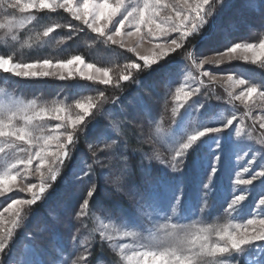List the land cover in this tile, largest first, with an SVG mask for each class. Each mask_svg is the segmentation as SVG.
<instances>
[{
	"label": "trees",
	"instance_id": "1",
	"mask_svg": "<svg viewBox=\"0 0 264 264\" xmlns=\"http://www.w3.org/2000/svg\"><path fill=\"white\" fill-rule=\"evenodd\" d=\"M8 3L4 0L3 5H0V55L10 57L15 63H37L43 60L64 62L79 55L85 62L107 69L114 75L127 72L128 66L132 64L138 63L140 68L144 67L130 51L93 33L64 10L21 12L17 8H8ZM219 12V16H214L207 24L204 32L192 37L187 46L162 59L161 63L173 60V67L178 69L168 88L157 85L155 77L150 75V69L158 67L156 65L148 67L140 79L137 78L139 72L132 71L137 74L134 73L117 86L78 78L26 79L0 70V95L12 102L27 105L34 101L39 109L56 105L73 109L78 103L89 100L95 102L88 118L91 125L87 129L94 124L96 129L91 133L87 129L75 133L74 149L65 163L64 173L67 175L73 166L83 169L91 165V174L77 180L67 189V194L65 185L61 184L62 178L58 179L41 200L25 209L28 220L22 228L25 239H22L21 244L32 246L41 254L45 264H52L60 246L65 247L62 258L69 260V264H88L89 261L91 264H123L119 255L106 245L97 232L94 216H128L134 211L136 202L128 199L123 191H118L111 183L125 164L141 193L146 192L156 180H170L172 172L166 165L170 154L158 144L155 137L174 127V89L182 81L184 63L181 60L186 62L194 57L221 53L236 43L259 44L264 40V27L260 26L256 16L245 10L241 0H233L231 7ZM232 18H238L240 26L225 40L219 29ZM209 24H212L211 28ZM48 28L53 31L44 36ZM206 48L208 50L203 51ZM101 51H106L109 56L95 55ZM225 72L239 76L249 85L255 84L264 91V61L257 65H232ZM141 97L147 103L150 116L138 107L137 101ZM125 115L133 119L123 121ZM117 121L123 123L117 127ZM104 129L113 131L116 139L111 142L107 138L97 140L98 132ZM202 152L205 153L206 149H202ZM94 161L100 163L94 164ZM189 163V172L197 175L194 173L197 169L193 166V151ZM89 183H94V191L92 196L86 197ZM52 192L56 194L46 199ZM12 198L14 196L0 199V212ZM68 198H71L72 207L65 212L58 202ZM82 198L88 200L89 207L82 208L78 203ZM98 206L117 212H101ZM77 212L80 215L77 216ZM57 213L60 214L59 218H56ZM101 240L104 242L102 250ZM69 252L74 253L70 258ZM239 264L245 262L240 260Z\"/></svg>",
	"mask_w": 264,
	"mask_h": 264
},
{
	"label": "rangeland",
	"instance_id": "2",
	"mask_svg": "<svg viewBox=\"0 0 264 264\" xmlns=\"http://www.w3.org/2000/svg\"><path fill=\"white\" fill-rule=\"evenodd\" d=\"M6 1L9 3L12 2V0ZM22 2H27V0H22ZM82 2L83 0H76L77 5L82 4ZM163 2L168 5L176 4L178 7L185 10L187 8V6L180 3V0H163ZM225 2H227V0H221V3ZM142 3L143 0H125V7H129L130 5H142ZM196 3L197 0H188L189 6L195 5ZM17 9H19V7H17ZM38 10L50 9L40 8L39 5H37L28 12ZM55 10L64 9L56 8ZM165 11L172 14L171 8ZM216 11H220L219 3L216 5L213 13L208 15L207 23L204 27L198 33H194L193 36L183 39L182 41H180L179 34L175 32L149 36L147 35V28H143L140 33L133 36L122 35L116 37L117 43L114 45L121 47V41H123L122 48L134 54L136 59L143 64L144 67L132 68L128 66L127 72L118 73L116 75L108 71L110 83L106 86H117L119 83L127 81L121 79V77L125 75L130 77L136 73L132 71H138L139 73L136 74L137 78L140 79L144 73L146 74L148 67L152 65L158 66V63H161L162 59L182 49L184 46H187L188 41L192 37L204 32L207 24L216 16L214 15ZM189 18L191 19V17ZM116 19H119V16L115 17L111 23L107 21L100 22V26L106 25L105 36L112 33ZM156 22L167 27L163 11L161 15L156 18ZM177 23H179V21H177ZM121 31L122 33H127L128 31L134 32L135 29L126 24L125 28ZM173 38H176L182 44L180 48H175L174 51L172 50L174 46L170 43ZM157 44L165 46L163 51L167 53L166 55L160 56L161 49L157 48ZM206 50L208 49L206 48L203 51ZM95 55L105 58L109 56L106 54V51H101ZM153 56H160L158 63L145 65L144 60L141 59V57L151 58ZM256 56H259V58H256ZM256 56H254L253 52L245 51L243 48H240L235 52L226 50L208 56L194 57L193 59H188L186 62L184 59L181 60V62L184 63L182 81L174 89L173 114L176 119L173 125L174 127L171 131L164 132L155 137L158 144L164 147L170 154L166 165L170 167L175 153L180 151L182 143L186 142L187 136L193 132L203 127L212 126L222 127V132L205 133V136L201 137L196 142V145H199L201 141L209 140V144L205 146L204 167L195 168L197 170L194 173L197 175H194L193 172H189V158L193 151L192 149L184 150L181 156L175 157L174 162L177 163L178 170L171 171V178L166 182L171 184L183 183L184 194L180 199V203L176 204L173 210L156 212L149 210L141 213L138 212L135 207L130 215L122 216L126 218L127 223H125V220L122 219L121 216H102L99 214L94 216L97 232L106 245L119 255L123 264H134V262H130L127 257L132 256L134 253L148 250L146 246H152V238L162 237L166 231L170 230V226L173 223L180 224L184 228L190 229L193 234H196L197 229L208 227L209 225L214 229L227 227L230 232L239 231L241 233L248 232L249 234H251L254 229L260 227L259 224L249 225L247 219H242L237 211H229L227 207H225L229 203L231 192L234 191L243 194L245 189H251V194L246 195L244 201H239L237 204L232 205V208L238 210L243 206L246 209L245 214H247V211L252 210L253 214L248 216V219L259 220L264 218V205H260L257 201V197L264 194V187H259V185L264 183V177H258L253 180L252 185H237L235 183L236 179L243 180L251 178L254 172H259L264 169V127L261 126L264 124V99L260 96L261 90L259 88V91L253 94L251 99H235L237 95L246 91L251 85H249L247 81H245L244 84H240L239 81L243 78L226 74L225 72L228 67L232 65H257L262 63L264 61V55H260L259 47L256 49ZM254 59L255 63L253 62ZM213 60H215L216 63L210 62ZM82 61V63H73L69 68H59L55 66L44 68L39 66L41 62L32 63L37 64V67L33 68L32 71L38 73L48 71L50 73L47 77H36L33 79L56 78L57 80H64L78 78L101 84L100 80L103 76L102 72L96 71L98 67L93 65L92 68H88L87 65L89 63L85 62L84 59H82ZM201 61L207 62L201 64L198 68L197 64H200ZM52 63L55 65L60 62ZM14 64L17 63L11 60L9 67L11 68ZM0 70L3 71L2 69ZM205 72H208L207 76L204 75ZM61 76H63L64 79H60ZM88 77L92 79H88ZM178 89L181 93L179 97L177 96ZM184 93H190V95L185 96ZM9 103L23 105L20 102H12L5 96L0 95V104ZM82 104H91L93 107L88 108L87 112L82 111L76 106L73 109H64L58 105L43 108L46 110L44 117L32 121V126L39 129L37 135L60 136L61 140L66 142V135L71 132L74 140V135L78 130L82 132L91 125L88 118L91 115V110L95 106V102L89 100ZM97 105L98 107L101 106L100 103ZM55 108L64 109L63 112L59 113V120L55 118L57 115L53 111ZM210 109H212V113ZM79 116L84 117L83 123H77L73 127L71 121L78 119ZM233 117H235L233 119V124L224 127L226 121ZM14 123L17 126H22L24 122L18 119ZM233 129L239 132V135H237ZM229 133L232 134L233 140L243 141V145L233 153H229L228 151L223 152L219 159L213 161L214 154L220 151V148L212 144L211 138L223 137ZM223 143L224 141L221 140L220 145L222 146ZM56 144L57 141H52L51 144H44L43 140L32 141L31 144L17 141L16 145H20L26 149V151H21L20 148L15 145L9 147L6 138H0V146L4 147V152L0 153V175L8 174L16 176L15 181L4 185V192L0 195V199H6L9 196H14V198L21 200L30 199L32 192L28 191V186L32 184L36 185L33 191L39 193L42 181L41 172L45 173L43 180L45 183H48L47 168L51 163V157L45 160V167L41 169L40 162L35 158L34 153L41 151V146L49 152H56ZM74 145L67 146L69 149V156L72 149H74ZM69 156L65 157L64 163L59 165L57 180L66 175L64 174L65 163ZM29 158L32 159L31 165H27V160ZM181 161H183L182 164L180 163ZM13 163H16V168H10V165ZM212 163L215 164L217 169L216 174L209 177V183L207 185V187H212V194L206 198L205 202H202L200 199V182L207 175L206 166ZM56 181L48 184V187L45 192L41 194L39 200L43 198ZM168 203V199L165 198L162 202V207L167 209ZM253 203H255L254 210L252 208ZM29 206L31 205L20 204L7 212L3 211V209L0 212V235L6 237L4 241L6 244L5 251L4 253H0V260L3 261V264H23L24 260L34 258L32 253L35 249L30 245L21 244L22 239H25V233L22 231V228L24 223L28 220L25 209ZM129 224L137 225V227H130L128 226ZM237 225L240 227L237 228ZM9 232L11 233L10 236L8 235ZM125 232H132L134 234L125 235ZM210 242L213 244L223 243L214 233L210 237ZM253 246L254 245H246L244 247L251 248ZM121 249H123V254H121ZM10 252L11 255L9 254ZM224 256H227V254H224ZM224 256L217 254L215 258H205L204 264H215V261L224 259ZM35 258H41V254ZM262 258H264V252L258 251L245 259H241V261L245 262V264H258L259 260Z\"/></svg>",
	"mask_w": 264,
	"mask_h": 264
},
{
	"label": "snow or ice",
	"instance_id": "3",
	"mask_svg": "<svg viewBox=\"0 0 264 264\" xmlns=\"http://www.w3.org/2000/svg\"><path fill=\"white\" fill-rule=\"evenodd\" d=\"M4 0H0V5H3ZM180 3L187 6L186 10L178 7L176 4L168 5L163 2V0H143L142 5L129 6L125 7V0H83L82 4L77 5L76 0H27V2H22V0H12V2L7 4L8 8H17L19 7L21 12H28L29 10L35 8L39 5L40 8H47L52 11H55L56 8H62L66 12L70 13L72 18L81 21L87 28L91 29L93 33L104 37L106 41L116 44V37L122 35L133 36L141 32L143 28H147V35L156 36L162 33H178L180 36V41L188 37L193 36L194 33H198L204 25L207 23L208 15L213 13V10L216 8V5L220 4V11H223L224 8L232 6L233 0H227L225 3H221V0H197L195 5L188 4V0H180ZM245 10L251 15H254L258 18V22L261 27H264V0H241ZM171 8L172 14H169L167 9ZM206 9V10H205ZM164 12L165 21L167 22V27L163 26L161 23L156 22V18L161 15V12ZM220 12L216 11L214 15L219 16ZM119 16V19H116L115 25L113 26L112 33L105 36V27L100 26L101 21H107L111 23L112 20ZM191 17V19L189 18ZM179 21V23H177ZM215 21H213V24ZM134 27L135 31H128L127 33H122V29L125 28V25ZM240 26V21L238 18H232L227 21L222 27H220V33L223 39L227 40L232 32ZM251 27V25H249ZM71 27V26H70ZM209 28L212 27V24L208 25ZM52 28H48L44 31L43 35L48 36L52 32ZM204 37L202 36L201 39ZM15 39V37H13ZM176 38L171 40V45L173 51L175 48H180L182 46L181 42ZM121 47H123V41H121ZM164 45L157 44V48L161 49L160 56H164L167 53L163 51ZM259 47L260 55H264V41H261L259 45L255 43L240 44L236 43L235 46H230L229 51L235 52L237 49L243 48L245 51H251L256 56V49ZM203 55V54H202ZM160 56L141 57L144 60L145 65H152L159 62ZM259 58V56H256ZM82 63V57L79 55L73 56L70 60L66 62H60L59 64L53 65L49 60H43L39 66L44 68L49 67H59V68H69L73 63ZM207 61H201L200 64H197L199 68L201 64ZM216 63L215 60L210 61ZM255 63V59L253 61ZM11 64L10 57L5 55H0V69L3 72H11L15 77L21 78H36V77H47L49 76L48 71L35 72L32 71L33 68L37 67V64L24 63V64H14L10 68ZM174 61L168 60L163 63H158V67H152L150 69V75L155 77V83L161 87L168 88L171 87L173 79L177 74L178 69L173 67ZM128 65H126L127 67ZM88 68H92V64L87 65ZM132 68H140L138 63L130 65ZM98 72H102L103 78L100 80L101 84H109L110 80L108 79L109 72L107 69H96ZM205 76L208 75V72L204 73ZM60 79H64L63 76ZM88 79H92L88 77ZM121 79L128 80V76H122ZM240 84H244L245 80H240ZM259 89L255 84L249 86L246 91L237 95L235 99L240 100L242 98L251 99L253 94L257 93ZM180 90H177V96H180ZM102 95V93H101ZM185 96H189L190 93H184ZM260 96L264 99V91H260ZM138 107L145 114L150 116V112L147 107V103L144 101L143 97L137 101ZM77 108L81 109L84 112L88 111V108L93 107L91 104H82L78 103ZM53 111L57 114L56 119H60L59 113L63 112V108H55ZM46 114V110L39 109L33 101L31 104L27 105H18L15 103L9 104H0V138H6V141L9 147L15 145L19 147L21 151H26L20 145H16L17 141L24 142L25 144H31L32 141L43 140L44 144H51L52 141H57L56 152H49L47 149L41 146V151L34 153L35 158L40 162V168L45 167V160L51 157V163L47 168L48 174V183H45L43 177L44 172H41V186L39 193L34 192L33 189L36 187L35 184L28 186V191L32 192L30 199H17L12 198L11 202L8 203L7 207H4L3 211L7 212L10 209L16 208L20 204L35 205L40 199L41 194H43L48 187V184L57 180V173L59 170V165L64 163L65 157L69 156L68 145H74L73 134L69 132L66 135V142L61 140L60 136H40L37 135L39 129L35 126H32V121L37 118H43ZM90 114V113H89ZM232 119H228L224 124V127L233 124ZM23 120L22 126H17L14 122L16 120ZM133 119L125 115L123 121H129ZM84 117L79 116L78 119L72 120L71 124L74 127L77 123H83ZM123 121H117V127L120 126ZM264 127V124L261 125ZM96 129L94 124L92 128L87 129L91 133ZM236 132L235 129H233ZM222 132V127L212 126V127H203L198 131L193 132L187 136L186 142L182 143L180 151L175 153L173 157V162L170 164L171 171H177L178 165L175 161V157L181 156L182 152L187 149L193 150V166L194 167H204V153L202 149H205V146L209 144V140L201 141L199 145H196V142L203 136L205 133H220ZM239 135V132H236ZM107 138L109 142L116 139V136L113 131L109 129H104L98 132L97 140ZM223 140L224 143L221 146L220 141ZM211 142L214 146L220 148V151L216 152L213 156V161L219 159L220 155L228 151L233 153L236 149L241 148L243 141H235L232 139V134L229 133L223 137H212ZM195 145V146H194ZM246 150V149H245ZM4 152V147L0 146V153ZM94 164L100 163V161H94ZM163 163V161H161ZM181 164L183 161L180 162ZM32 164V159L27 160V165ZM10 168H16V163L10 165ZM216 166L214 163L208 164L206 166L207 175L200 182V199L202 202L206 201V198L212 194V187H207L209 183V177H212L216 174ZM86 174H91V165L88 168L80 169L77 166H73L69 169L67 175L61 179V184L65 185V194H67V189L79 180L82 176ZM105 174V178H106ZM133 174L129 171L128 166L125 164L121 169L119 174L115 176L111 183L117 187L118 191H123L124 195L128 199L134 200L136 202V208L138 212L145 211H171L174 209L176 204L180 203V199L184 194V185L183 183L171 184L165 182L162 179L156 180L150 184L148 190L144 193H141L138 190L136 184L132 181L131 176ZM258 177H264V169L259 172H254L251 178L248 179H236L235 183L237 185H252L253 180ZM16 180L14 175H0V195L4 192V185L10 184L12 181ZM59 187V186H58ZM259 187H264V183L259 185ZM88 189L85 193L86 197H90L94 191V183L88 184ZM55 192L49 193V196L46 199H50ZM251 194V189H245L243 194L237 192H231L229 196V203L225 206L229 211H237L242 219H247L249 225L259 224L258 229H254L251 234L248 232H230L227 227L223 228H213L211 225L208 227H201L196 230V234H193L190 229L184 228L180 224L173 223L170 226V230L166 231L162 237H153V244L151 247H147L148 250L141 251L139 253H134L132 256L127 257L130 262L134 264H204L205 258H215L217 254L224 256V259L215 261V264H239L241 259H245L248 256L252 255L255 252H264V218L259 220L248 219V216L252 215V210L247 211L245 207L241 206L238 210L233 209L232 205L237 204L239 201H244L246 195ZM167 198L169 203L167 209L162 207L163 200ZM257 201L260 205H264V194H261L257 197ZM82 208L89 207V202L86 198H82L78 201ZM58 206L61 207L65 212L69 211L72 207L71 198L62 199L58 202ZM101 212H112L115 213L117 210L113 209H104L102 206H98ZM253 210L255 209V203L252 206ZM59 213L56 214V218H59ZM77 216L80 215V212H77ZM74 219L76 217H73ZM121 218L125 220L126 218ZM130 227H137V225H131ZM237 228L240 226L237 225ZM215 234L220 241V243H211L210 237L212 234ZM132 232H125V235H133ZM9 236L11 233L9 232ZM55 238V237H54ZM6 237L0 235V253H4L6 244L4 243ZM259 242V243H257ZM77 243H79L77 241ZM101 250L103 248V240L100 241ZM246 245H254L251 248H246ZM66 251L65 247L60 246L58 254L54 257L52 264H69V260L63 259V253ZM11 255V252L9 253ZM74 253L69 252V258ZM121 254H123V249H121ZM33 259H26L23 261V264H45L44 259L35 258L39 254L33 250ZM0 264H3V261L0 260ZM88 264H91L89 261ZM98 264H106V262H98ZM258 264H264V258L260 259Z\"/></svg>",
	"mask_w": 264,
	"mask_h": 264
}]
</instances>
